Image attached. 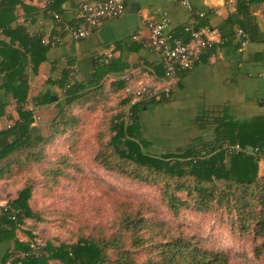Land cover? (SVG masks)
Here are the masks:
<instances>
[{
    "label": "trees",
    "instance_id": "1",
    "mask_svg": "<svg viewBox=\"0 0 264 264\" xmlns=\"http://www.w3.org/2000/svg\"><path fill=\"white\" fill-rule=\"evenodd\" d=\"M263 1L237 0V10L242 15L238 29L245 33L244 38L239 36L242 40L264 42V32L247 15L249 5ZM18 2L0 0V75L6 78L5 89L15 101L18 113V118L12 120L8 128H0V181L7 182L14 194L6 203L8 211L0 212V243L7 248L3 264L9 258V251L28 248V242L16 238L17 222L11 219L10 210L16 212V220L21 224L27 219L42 221L40 213L31 205L33 193L43 185L42 197L45 188L51 189L62 177L68 176L70 170L76 169V163L71 159L76 149L49 159L46 158L48 144L58 135H74L78 121L75 109L89 110L94 107L92 103L104 102L109 94L119 93L123 95L121 104L126 106V112L122 114L121 110L109 117L107 142L100 146L95 160L106 170L157 187L164 206L173 215L177 216L180 211L198 214L216 210L235 215L242 231H251L254 237L262 239L259 244H254V257L264 256V168L261 164L264 163V118L233 121L227 112L206 114L203 111L196 118L198 135H189L179 142L172 141L167 148L162 147L164 144L158 141L156 131L142 125L141 117L150 105L169 101L172 90L169 97L161 95L159 99L130 104V99L123 93L124 78L109 83L103 81L104 74L110 71V62L104 64L97 57L95 74L89 78L78 80L74 74L69 77V70L62 72L57 81L62 88L61 97L47 91L34 98V105L55 103L58 107L44 128L35 126L33 111L27 108L25 67L28 57L33 67L38 64L41 59L37 55L42 52L36 51L51 44H43L40 37H29L22 26L11 27L16 18L13 7ZM55 14L58 13L52 12L53 20ZM57 25L61 32V26ZM170 32L183 40L188 38L183 30ZM54 34L62 33L55 31ZM208 50L210 48L197 55L193 66L206 59ZM157 66L160 73L155 78L163 75L160 59ZM5 105L0 97V113ZM211 118L212 133L207 136L205 125ZM235 145L243 149L248 147L251 152L228 150L227 146ZM42 178L44 181L40 180ZM154 213V207L147 202L119 201L111 225L93 226L88 235H79L71 243L55 244L49 240L45 242L44 255L24 259L17 256L11 262L230 264L226 251L207 245L199 234L186 232L183 224L174 225L157 219ZM26 235L29 240L36 237L29 232Z\"/></svg>",
    "mask_w": 264,
    "mask_h": 264
},
{
    "label": "crops",
    "instance_id": "2",
    "mask_svg": "<svg viewBox=\"0 0 264 264\" xmlns=\"http://www.w3.org/2000/svg\"><path fill=\"white\" fill-rule=\"evenodd\" d=\"M14 7V29L25 28L29 37L36 35L49 39L55 31L60 32L52 19V12L60 14L62 20H77L76 7L81 2L96 0H19ZM50 1V2H49ZM124 13L102 23L90 36L73 40L62 35V41L36 52L41 61L34 65L28 57L26 80L28 84L27 105L36 107L35 115L44 105H34V98L45 92L60 94L62 88L57 81L63 71L74 68L78 80L95 74V62L103 53L110 52V71L102 80H112L132 74L135 81H155L159 56L145 45L149 35L146 21L168 18V31L182 32L190 16L187 8L176 0H123ZM197 18L196 27L213 41L208 56L190 70L179 73L172 79V96L167 102L145 108L141 117L150 131H156L158 141L166 147L172 141L189 135H198L196 118L203 111L211 114L227 112L233 121L264 118V64L262 52L264 42L242 40L237 34L242 15L237 10V0H188ZM248 18L257 23L264 32V1L247 7ZM232 17V18H231ZM234 18V19H233ZM59 30V31H58ZM16 35L18 33H15ZM243 38V37H242ZM37 59V58H36ZM2 57L0 56V62ZM6 78L0 75V97L6 105L0 113V128H8L18 118L16 103L5 89ZM209 119L205 125L206 135L212 133ZM211 129V132H210ZM154 136V134H151ZM4 184V191L2 190ZM0 207L10 201L14 194L8 183L0 181ZM7 195L3 197V195ZM16 238L28 239L22 230ZM0 243V264L7 252Z\"/></svg>",
    "mask_w": 264,
    "mask_h": 264
},
{
    "label": "rangeland",
    "instance_id": "3",
    "mask_svg": "<svg viewBox=\"0 0 264 264\" xmlns=\"http://www.w3.org/2000/svg\"><path fill=\"white\" fill-rule=\"evenodd\" d=\"M61 93L56 95L61 97ZM122 97L121 93L109 94L104 102L92 103L94 107L89 110L75 109L78 121L74 135H58L48 144L46 158L49 159L76 149L71 157L76 169L70 170L69 175L62 177L60 183L53 184L51 189L45 188L42 197L43 185L38 186L31 205L40 213L42 221L27 219L22 230L40 237L44 242L71 243L79 235H88L93 226L111 225L119 201L147 202L154 207L157 219L174 225L183 224L186 232L199 234L207 245L226 251L230 264H264V256L257 259L253 255L254 244H259L262 239L254 237L251 231H242L235 215L224 210L198 214L180 211L177 216L173 215L164 206L157 187L106 170L95 160L100 146L107 142L109 117L121 110L122 114L126 112V106L121 104ZM57 110L55 103L44 105L36 113L33 125L44 128L45 122L53 118ZM261 164L264 168V163ZM40 180L44 181V178ZM4 186L2 184L3 191ZM50 263L59 264L52 260Z\"/></svg>",
    "mask_w": 264,
    "mask_h": 264
},
{
    "label": "built area",
    "instance_id": "4",
    "mask_svg": "<svg viewBox=\"0 0 264 264\" xmlns=\"http://www.w3.org/2000/svg\"><path fill=\"white\" fill-rule=\"evenodd\" d=\"M184 5L189 11V18L183 31L187 33L188 38L181 39L180 37L173 36L168 31V18L165 14L160 16V20H147L146 25L149 29V35L145 45L151 48L159 56L163 75L156 78L153 82L135 81L132 74L123 76L125 80V86L123 93L130 100V104L137 101H147L150 98L159 99L161 95L169 97L172 90V79L179 73L188 71L193 67L194 60L197 55L205 49L213 46V41L207 37L200 29L195 28L196 15L191 4L188 0H176ZM125 11V5L123 0H96L81 2L76 7V17L78 22H65L58 14L54 15V21L61 27L62 35H67L73 40H79L86 38L93 34L95 30L104 22L120 17ZM237 34L241 37H245V33L239 29ZM61 34H53L47 38L40 37L43 44H57L62 41ZM112 58L110 52H105L98 56L100 62L108 64ZM262 62L264 64V50L262 52ZM74 68H71L69 77L74 72ZM29 110L33 111V118L36 119L35 111L36 107L29 104L27 105ZM228 150L239 152L247 151L251 152L250 148H241L238 145L227 146ZM255 151V150H253ZM1 211H8L6 204L0 207ZM11 219L15 220L16 230L23 228V224L16 220V212L10 210ZM28 248L26 250H11L6 264H12V259L19 257L24 259L29 256L40 257L44 255L45 242L40 237H35L33 240L27 239Z\"/></svg>",
    "mask_w": 264,
    "mask_h": 264
}]
</instances>
